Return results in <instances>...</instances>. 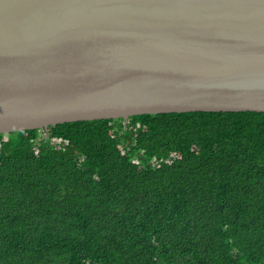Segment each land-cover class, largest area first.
<instances>
[{"label":"trees","instance_id":"trees-1","mask_svg":"<svg viewBox=\"0 0 264 264\" xmlns=\"http://www.w3.org/2000/svg\"><path fill=\"white\" fill-rule=\"evenodd\" d=\"M0 264H264V112L0 133Z\"/></svg>","mask_w":264,"mask_h":264},{"label":"water","instance_id":"water-1","mask_svg":"<svg viewBox=\"0 0 264 264\" xmlns=\"http://www.w3.org/2000/svg\"><path fill=\"white\" fill-rule=\"evenodd\" d=\"M264 112V0H0V133Z\"/></svg>","mask_w":264,"mask_h":264},{"label":"built area","instance_id":"built-area-1","mask_svg":"<svg viewBox=\"0 0 264 264\" xmlns=\"http://www.w3.org/2000/svg\"><path fill=\"white\" fill-rule=\"evenodd\" d=\"M168 163H171L170 161H168Z\"/></svg>","mask_w":264,"mask_h":264}]
</instances>
